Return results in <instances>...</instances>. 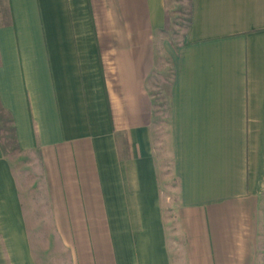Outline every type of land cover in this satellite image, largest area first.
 <instances>
[{"label": "crops", "instance_id": "0c3cea01", "mask_svg": "<svg viewBox=\"0 0 264 264\" xmlns=\"http://www.w3.org/2000/svg\"><path fill=\"white\" fill-rule=\"evenodd\" d=\"M5 9L0 106L38 155L52 230L0 142V264H264V0H190L183 41L162 39L168 171L148 82L168 0Z\"/></svg>", "mask_w": 264, "mask_h": 264}, {"label": "rangeland", "instance_id": "374dc122", "mask_svg": "<svg viewBox=\"0 0 264 264\" xmlns=\"http://www.w3.org/2000/svg\"><path fill=\"white\" fill-rule=\"evenodd\" d=\"M5 8L6 0H0V19L1 17L4 18ZM189 8L190 0H168V25L166 33L160 39H157L156 67L148 81L155 105L156 124L158 125L156 148L158 154L162 156L163 165L167 171L170 164L166 130L167 91L172 79V66L168 52L162 46V39H166L168 43L174 46L183 41L189 20ZM166 48L170 49V46L167 45ZM0 142L5 153L9 155V160L17 174L25 204L28 210L30 209L32 225L35 224L39 232L47 235L52 227L48 214V203L40 169V160L36 152H19L11 118L2 109H0ZM165 214L172 219L173 213L169 206H167ZM172 223L174 222L172 221ZM37 243V253L40 258L44 259L46 257L48 259L51 256L53 263L60 259V255L57 253V241L54 236L48 239L44 235L38 239Z\"/></svg>", "mask_w": 264, "mask_h": 264}, {"label": "trees", "instance_id": "16d2710c", "mask_svg": "<svg viewBox=\"0 0 264 264\" xmlns=\"http://www.w3.org/2000/svg\"><path fill=\"white\" fill-rule=\"evenodd\" d=\"M0 109H1V106H0ZM1 148H2V150H3V152L5 153V151H4V148H3V146L1 145ZM6 154V153H5Z\"/></svg>", "mask_w": 264, "mask_h": 264}]
</instances>
